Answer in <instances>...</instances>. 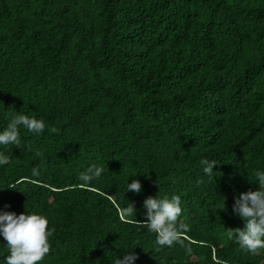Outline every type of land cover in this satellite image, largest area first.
Returning a JSON list of instances; mask_svg holds the SVG:
<instances>
[{
    "label": "trees",
    "instance_id": "16d2710c",
    "mask_svg": "<svg viewBox=\"0 0 264 264\" xmlns=\"http://www.w3.org/2000/svg\"><path fill=\"white\" fill-rule=\"evenodd\" d=\"M17 114L46 127L0 145V210L48 217L40 264H264L226 234L264 171V0H0V131ZM157 195L190 226L170 247L143 225Z\"/></svg>",
    "mask_w": 264,
    "mask_h": 264
},
{
    "label": "clouds",
    "instance_id": "9594fccd",
    "mask_svg": "<svg viewBox=\"0 0 264 264\" xmlns=\"http://www.w3.org/2000/svg\"><path fill=\"white\" fill-rule=\"evenodd\" d=\"M23 126L29 132L43 133L45 122L35 116L17 114L13 116L6 128L0 131V145L13 144L21 147L20 127ZM52 133L59 129L52 127ZM9 163L7 155L0 153V165ZM205 175L213 176V167L217 165L215 160L202 158ZM33 175H37L38 168H33ZM103 172V166L92 165L82 172L79 179L85 183L98 179ZM259 190L241 193L235 199L233 212L245 223L243 229H228L226 234L229 240H234L241 249L256 254L264 248V171L255 172ZM142 185L139 180L127 183V191L139 193ZM147 209L146 221L143 225L155 234V244L159 247L172 246L181 240L183 233L189 231L187 222L180 219L182 215L181 198L179 195H164L163 197H147L144 201ZM127 215L135 214L132 204H128ZM131 222V221H129ZM49 219L38 212H25L17 215L15 212L0 210V236L7 242L8 255L6 264H40L50 252V238L55 233V228H49ZM138 257L134 254H126L123 259H116L115 264H134Z\"/></svg>",
    "mask_w": 264,
    "mask_h": 264
}]
</instances>
